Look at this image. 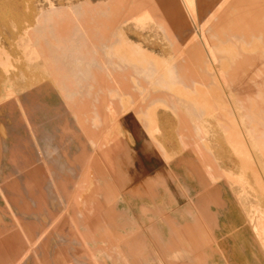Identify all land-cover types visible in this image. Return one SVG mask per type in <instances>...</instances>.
<instances>
[{
	"label": "rangeland",
	"instance_id": "1",
	"mask_svg": "<svg viewBox=\"0 0 264 264\" xmlns=\"http://www.w3.org/2000/svg\"><path fill=\"white\" fill-rule=\"evenodd\" d=\"M219 1L213 3L200 23L206 21L210 13L216 10ZM135 4L136 0H30L27 11H33L32 24L36 28L35 34L30 33L28 21H24L23 31L20 32L14 22L8 23L10 29L0 25L2 30L0 40L4 45L0 47V169L7 170L8 174L15 178L17 187L22 194L21 200H23L19 203L18 208L12 206V210L22 211L21 209L25 206L24 200L28 201L31 207L35 205L33 198L25 188L24 168L21 167L23 158L21 153H28L24 147V139L15 138L13 135V132L17 131L15 128H19L18 121L20 117L22 118L23 113L27 121L24 122L26 125H22L24 127H27L37 117L40 141L37 139L34 143L28 140L27 143L34 151V157L41 163L46 162L47 159L54 163L53 166L58 171L55 177L61 178L64 175H69L72 180L78 181L84 164H87L86 161H82L79 163V167L76 162L72 165L64 162L60 151L62 146L67 148L68 157L72 160L80 153L81 147L83 148V146L79 147L73 136L58 140L64 120H68V126L74 131L78 132L80 128L72 113L65 109L64 101L58 94V92L66 90L64 84L60 83V77L56 74L58 71L45 70V66L40 62L41 59L51 56L48 52L53 41L60 42L59 50L63 51L69 60H92L96 53L102 51L104 45L106 48L104 61L107 66L114 63L115 55H121L123 64L131 65V71L126 79L127 89L118 84L121 78L116 80L117 84L114 88L107 84L110 87L108 88L105 83L100 86L98 79L94 82L93 77H98V73L92 75L90 82L92 95H85L91 108L90 126H96L99 131L95 133V137L92 136L93 138L91 137L90 141L86 142V150L97 156L100 146L113 143L115 147V140H120L122 133L125 142L123 149L121 147L117 149L120 155L118 159L120 161L121 156L123 159L126 156L131 157L133 150L130 142L134 141L132 133L137 135L140 123L138 122L139 115L153 111L155 113L161 110L167 111L171 116L173 132L170 143L172 146L176 143L179 147L184 148L179 152L172 147V159L166 164L170 168V174L165 173L164 181L156 175L158 182L154 185V194L149 199L154 200L156 205H161L162 209L165 208L164 210L171 215L173 221H178L177 217L180 216V213L184 214L183 220L190 223L191 217H189L185 206H190L189 198L193 199L197 193H201L203 190V193L198 195L199 197L193 199L196 212L194 220L211 222V225H208L209 229L199 228L196 230L199 233V240H202L204 248H207L203 252L207 258L205 260L203 256L202 263L264 264V209H262L264 207V100L263 104L257 107L250 95L252 90L258 94L264 92V3L259 9L252 11L250 19H252L254 28L248 31V35L243 29L235 31V22L232 19L221 24L223 32H227L228 41L219 49L220 60L207 66L209 74L215 72L220 74L207 87L200 81L184 78L179 68L182 60L179 49L196 32L197 26L177 25L171 27L160 18L140 19L139 12L134 10ZM88 6L95 7V13L101 20L109 19L111 23L110 29L106 33L101 27L93 31L91 35L93 40L91 43H86L89 46L85 44V36L62 32L59 29V23L64 19L66 12L77 18ZM74 7L78 8L80 14L78 11L72 13ZM220 16H223V12L216 15L213 21L217 22ZM114 29H118V32L122 33V39L117 43L111 37ZM240 50L254 56L255 59L237 64L227 62V56L233 60L238 56ZM129 53L132 55L130 56ZM168 61L169 63H167ZM103 72L108 78L109 68L106 71L102 70V76ZM36 78H38V87L31 83ZM40 83L43 84V92H41ZM74 87L75 91L81 92L83 89V85ZM9 88L12 89V93H9ZM97 88H101V91L97 92ZM95 89L96 92H94ZM36 94L37 97L34 96ZM82 95V92H72V97L74 96L76 99L81 98ZM39 102H41V106ZM107 103H110L112 107ZM24 105H27L29 111L27 115ZM13 106L15 107L13 108ZM112 108L116 113L113 110L110 111ZM59 110H63V112ZM66 112L69 114L67 115ZM10 113L14 114L12 123H10ZM111 113L117 115L112 118ZM121 114L122 116L119 117ZM94 115L96 116L94 117ZM116 120L117 124L120 123L119 134L115 130ZM113 122L114 125H112ZM111 125L114 128H111ZM154 130L155 135H158L160 131L157 126ZM142 132L140 131L142 135H145ZM73 135L75 136V134ZM89 135L91 133L87 132L85 136ZM105 136L106 140L103 141ZM133 141L134 151L142 162L139 166L134 161L133 170H136L139 175L152 174L155 170L154 166H156L155 159L144 157L140 147L142 140ZM155 146V158L157 159L161 155L157 144ZM36 148L41 153H38ZM10 150L20 152L14 154L17 167H12L7 162ZM46 150L49 152H45ZM177 156L180 159L176 162ZM46 167H48L47 164L44 168ZM1 173L2 171L0 176ZM184 177L188 180L182 182ZM47 183V186L44 184V190L48 206L54 204L55 208L61 210L63 203H60L57 195L50 190V181ZM82 184V181L75 182L74 191L70 192L76 196L81 195L80 201L93 192L91 184L86 187H82ZM185 189L187 192L191 191L192 195H186ZM10 191L12 190L4 189L3 192L11 195ZM221 191L225 196L228 195V202H230L229 206L225 201L223 202L225 207L228 206L226 211L219 204ZM3 192L0 191V208H6ZM64 195L67 196L65 193ZM118 195L120 196L114 206L117 214L116 222L122 224V230L131 235L132 240L135 241L131 233L133 226L140 225V222L145 218H136L134 211L137 209L134 210L125 201L130 199V195L135 197L136 194L131 189L119 191ZM151 200L148 201L149 204L152 203ZM210 202L215 204L210 205L212 211L215 212L214 221L219 224L224 222L229 224L230 222L229 225L223 226H228V228L217 229L222 230L224 237H227L226 241L224 239L225 243L220 247L221 250L217 249L216 240L218 237L214 234L213 215L207 207ZM164 205L167 207L163 208ZM69 206L74 207V204L71 203ZM82 206L83 204L80 205V207ZM167 212L163 214L156 211L154 214H150L155 223L154 231L158 233V236L161 226L159 221H169L170 216ZM226 212L229 214V219L226 217ZM3 216L4 220L9 221L8 212ZM22 216L30 218L26 214H22ZM201 222L199 225H202ZM173 231L175 230L171 229V232ZM165 237L159 236V239L162 243L167 244ZM215 238L217 239L215 240ZM172 240L175 243L169 245L170 248L166 249L165 255L160 250L150 258L147 255L143 256L141 260V254L138 253L140 255L132 259V264H138V262L140 264L190 263V259H184V257L180 261L177 260L178 263L174 261L175 257L180 259L184 254L186 256L187 252L191 253L192 249L197 248L196 238L192 236L190 239H184L187 246L186 244L179 245V242L182 241L179 238ZM199 240L197 239V241ZM142 246L145 247V244L141 241L137 248ZM50 250L51 248H49V252ZM146 250H142V252L145 251L144 255ZM168 258L174 261H169ZM106 260L107 258H101L102 263ZM201 260H194L191 263L201 264ZM123 261V257L113 256L112 260L107 261V264ZM21 264H32V262L28 260L27 263L23 261Z\"/></svg>",
	"mask_w": 264,
	"mask_h": 264
},
{
	"label": "bare ground",
	"instance_id": "2",
	"mask_svg": "<svg viewBox=\"0 0 264 264\" xmlns=\"http://www.w3.org/2000/svg\"><path fill=\"white\" fill-rule=\"evenodd\" d=\"M216 1L219 0H136L134 6V10L140 14V19L160 18L171 27L177 25L183 27L197 26L196 32L179 49L182 59L179 68L184 78L191 81H200L205 87L215 81L220 75L219 72L209 74L207 66L220 60L219 49L228 41L227 32H223L221 24H225L228 19H232L235 22L234 30L243 29L248 35V31L254 28L252 19H250L251 13L255 9H259L264 3V0H221L216 10L210 13L209 18L200 23L208 9H211ZM29 2L30 0H0V25L3 28L10 29L8 23L10 21L14 22L20 32L23 31L24 21H28L30 33L35 34L36 28L32 24L33 11H27ZM94 8L86 7L77 18L66 12L64 19L59 23V29L62 32L85 36V44L91 43V40H93L91 35L96 28L101 27L106 33L111 25L109 19L101 21L99 15H96ZM77 11L79 13L78 8L74 7L72 13ZM220 12H223V16H220L217 22L213 21L214 17ZM257 27L259 28L260 26ZM1 31L0 29V34H2ZM3 46L0 40V47ZM253 59H255L254 56L242 50L239 51L238 56L233 60L228 56L226 57L227 62L232 64L246 63ZM130 71L131 69L123 70L124 76L118 83L126 89V79H128ZM116 74V69L109 68L106 86L107 84L113 88L116 86ZM37 80L38 78L32 80L31 83L36 84L38 83ZM9 93H12L11 88H9ZM250 95L257 107L263 104L264 92L263 94H258L255 90H252ZM24 109L29 114L25 105ZM112 110L115 112L113 108L110 111ZM113 114L111 113L112 118L117 115ZM121 116L122 114L119 117ZM116 123H118L117 120ZM112 125H114V122ZM112 125L111 128H114ZM118 125H115V127L118 128ZM32 126L33 124L28 128V137L23 141L28 153H21L23 155L21 167L24 168L25 188L31 198H33L35 205L31 207L28 201L24 200L25 206L20 215L8 213L9 217H11V222L4 220L3 215L7 212V207L0 209V264H21L23 261L27 263L28 260L32 264H107V261L112 260L113 256L123 257L124 261L111 264H132V259L137 258L142 250L146 249V246L138 249V243L136 240H132L131 235L127 232L122 233L117 229L120 223L116 222L117 214L114 206L118 198V192L122 191L121 188H118L117 181H122V185L126 187L129 186L127 182L125 183L127 177L122 175L119 164H117L118 156L120 158V155L115 150L114 144L100 146L97 156L93 152H87L86 147H81L80 154L75 156L73 160L68 157L67 148L62 146L60 151L65 160L64 162L71 165L76 162L79 165L80 162L86 161L87 164L85 167L83 166L82 177L80 176L78 181L72 180L69 175L58 178L55 177L58 171L54 168V163L48 161V159V162L43 161L41 163L34 157V151L27 143L28 140L33 142L35 136L38 135V131ZM177 130L179 131V127ZM17 137H20V135L17 134ZM64 138H66V132L61 136V139ZM104 140H106V136L105 138L103 137ZM36 150L41 153L38 148ZM45 152L49 151L46 150ZM17 153L20 152L12 151L11 153L10 162L12 167H17V160L14 156ZM39 155L41 156V154ZM46 164L48 167L44 168ZM38 172H41V174L37 176L36 173ZM49 181L50 190L57 195L60 203H63L61 210L55 208L54 204L48 206L44 184H48L47 182ZM79 181L83 182L82 187L90 184L93 187V192L81 201V195L76 196L70 193L74 191L75 182ZM16 182L15 178L7 172L2 178L0 190L2 192L4 189L7 191L12 190L10 191L12 192L11 195L6 193L7 195L4 194L3 197L18 208L19 203L23 202V200H21L22 194ZM64 193L67 194L66 197ZM71 203L74 204V214L67 227L62 228V221ZM81 204H83L82 207H80ZM22 214L32 215L33 218L30 220L28 217H23ZM202 247L204 248V243L199 240L197 248L191 251L193 261H200L203 257ZM49 248H51L50 252ZM163 250L165 251V249ZM102 257L107 258L104 263L101 262ZM201 264H204L202 260Z\"/></svg>",
	"mask_w": 264,
	"mask_h": 264
},
{
	"label": "crops",
	"instance_id": "3",
	"mask_svg": "<svg viewBox=\"0 0 264 264\" xmlns=\"http://www.w3.org/2000/svg\"><path fill=\"white\" fill-rule=\"evenodd\" d=\"M100 17H101V15H100ZM101 21H105V18H104V20L102 19ZM51 36L54 37L53 34H51ZM111 37L114 39L113 41L115 43H117V41H121L122 33L120 31L118 32V29H114V32L111 34ZM60 45L61 44L59 41H53V43L50 44V51L48 52L51 54V56L49 58L43 57L40 62L43 64V66H45V70L51 69V70H53V72L58 71V72H56V74L58 77H60V81H61L60 83L64 84L65 89H66L65 91L58 92V94H59L60 98L64 101L65 109H67V111L69 113H72V115L75 117V120L77 122V125H79L80 130H78V132H77V131H74L73 129H71L68 126V120L65 119L64 120L65 122L63 124L64 126H62L61 134L58 137V140H60L61 136L66 132V138L68 136H73L75 141L78 142L79 147L80 146L86 147V145H87L86 142L88 140L90 141L92 136L95 137L96 136L95 133L99 131V130H97L96 126H94V127L90 126L91 108H90V104L88 102V99L86 98V95H88V96L92 95L91 94L92 89L90 88V82L92 79V75L93 74L95 75L96 73H98V77H93V79H94V82L96 81V79H98L97 80L98 84L101 86V84H104V83L106 84V81H105L106 75L104 74V72H103L104 75L103 76L101 75L102 70L106 71L107 68L116 69L117 74L115 75V78H116V80H118L119 78L122 79L123 70L131 69V67H130L131 65L129 63L123 64V62H122L123 59H122L121 55H115L114 56V63H111L110 66H107L106 61H104L105 56H106V48L104 45L102 46L103 47L102 51L100 50L98 53H96V55L94 56V59H92V60H81V59L69 60L68 56L66 57V55H64V52L59 50L61 48ZM129 54H130V56L132 55L131 53H129ZM54 70H56V71H54ZM96 70H98V71H96ZM91 71H92V75H91ZM118 76H120V77H118ZM87 79H88V81H87ZM38 85H39V83H36L37 87H38ZM40 85H41V92H43V84L40 83ZM75 85H83V87H82L83 89L81 90L83 95L81 98L76 99L74 96L72 97V92L73 93H77V92L81 93L80 91L74 90ZM98 91H101V88L100 89L97 88V92ZM94 92H96V89ZM34 96L37 97V94ZM35 104H36V102H35ZM39 104L41 106V102H39ZM14 107L15 106H13V108ZM25 107H27V105H25ZM25 112L27 114L26 110H25ZM60 112H63V110H61ZM69 113H67V115ZM10 116H11L10 123H12V121L14 120L13 119L14 114L10 113ZM95 116L96 115H94V117ZM139 116H140V118L138 119V122H140V123L138 124L139 129L137 130V135L132 133L134 136V141L135 140L136 141L142 140V144L140 146L142 154L144 155V157H146V159H151V157H153L155 159V165H156V166H154L155 170L152 174L143 173L141 175L136 173L137 172L136 170H133L134 169V166H133L134 161H135V163L137 162L139 166H141L140 164L142 162L139 159V156L136 155V151H134V148H133L134 146L132 145L133 140H132L130 142L131 149L133 150L131 152V157L126 156V158H124V159L121 157L120 161H119V159L117 161V164H119V168L121 169L122 175L127 177V180L125 181V183L127 182V185L129 187L122 185V183H123L122 181L118 180L117 183H118V187H120L122 189V191H125V190L127 191L128 189H131L133 191V193L136 194L135 197H132L130 195V199H126L125 201H126V203L128 202V204H130L129 206L132 207L134 210L135 209L138 210V211L137 210L134 211V213L136 214V218H138V219H140V217L142 219L145 218L144 220H142V222H140L141 223L140 225L137 224V226H135V227L133 226V229L131 232L132 235L134 236V239L137 241V243L142 241V242H144V244L146 246L145 247L147 249L146 254L144 255L145 251L141 252V256H140V259H141L143 256H146V255H147V257L149 256V258H150V256H153L155 254V252H157V251L159 252L160 250L164 251L163 249H165V251H166L167 248H170L169 245H171L172 243H175V241L172 240L174 238H179L180 240H182L179 242V245L186 244L184 239H190L192 236H194L196 238V242H199V241H197V239L199 240L200 237H199L198 231H196V230H198L199 228L207 229L208 225H211V222L209 223V221H207V220L202 221V222L194 220V215L196 214V212H195V208H194L195 207L194 206L195 201L193 202V199L195 200L196 199L195 197L202 194L203 190L201 193H197L193 199L189 198L190 199L189 201L191 203L190 202H188V203L190 204V206L189 205L185 206V208L189 212V217H191L190 223L185 222L183 220L184 214H180V213H179L180 216L177 217L178 221L177 220L173 221L171 218V215L166 210H164L165 209L164 207H167V206L164 205L163 206L164 209H162L161 205H156V202L154 200L149 199L150 196H152L154 194V190H155L154 185L156 184V182H158V181H156V175L158 177H161L162 180L164 181L165 173H167L168 175L170 174V168L166 164L172 159V157H171L172 147L177 149V151H179V152H181L184 147H181V146L179 147V145L176 143H175V145L172 146V144L170 143L172 140V137H173L172 136L173 132H172V128H171L172 127L171 126V116L167 113V111L161 110V111H158L157 113H155L154 111L153 112H147L144 114H140ZM15 117H17V116H15ZM24 117H25V119H24ZM37 121L38 120L36 117V120L31 121L27 127L22 126V125H26V123H24V122H27L26 116L23 113L22 118L20 117L19 121H18L19 122V126H18L19 128H15V131L17 130L16 133L13 132V135H15V138H19V137H17V134H18V135H20V138L26 139V137H28V128H30L31 124H33L32 127L36 131H38V135L35 136V138L33 139V142L36 143L37 139H38V141H40V138H39V135H40L39 130L40 129L37 126ZM121 122H122V120H121ZM115 125H118V124L116 123ZM156 126H157L158 130L160 131L158 133V135H155L154 128H156ZM115 130L117 133L119 132L117 127ZM140 131L141 132L143 131L142 133H145V135H142L140 133ZM87 132L91 133V135H89L88 137L85 136ZM73 134H75V136ZM155 144H157L158 149L160 150L159 153L161 155V157L157 158V159L155 158V151H156ZM119 147H121V149H123V147H124V141H123L122 133H121L120 140H118V139L115 140L116 151ZM201 148H202V146H201ZM9 152H10V154L7 157V162L11 165L10 156H11L12 150H10ZM178 156H179V154H178ZM179 159H180V157L176 158L175 161L177 162V160H179ZM72 164H74V163H72ZM0 166H1V157H0ZM84 166H85V164H84ZM1 171H2V173L0 176V185L2 183L3 176L7 173V170H3V168L0 169V172ZM156 173H159V174H156ZM36 174L38 176L39 174H41V172H38ZM135 175H137V176H135ZM186 179L184 177L182 179V182H183V180H186ZM157 180H158V178H157ZM184 183L186 184L185 181H184ZM185 191H186V189H185ZM139 193H142V194H139ZM190 193H191V191L190 192L186 191V195L191 196L192 194H190ZM118 196H120V195H118ZM121 196L123 197V195H121ZM3 200L6 203V207H7L6 211L8 213L10 212V213H13L14 215L15 214L20 215L19 213H21V211L15 212L12 210L13 204L11 202H8L5 198H3ZM150 200L152 201L151 204H149V202H148ZM224 201L229 206L230 202H228V195L225 196L224 194H222V191H221V200H220L219 204L226 211V208H228V206L225 207V205L223 204ZM211 204H212V202H210L207 207L210 209L209 211H211L212 215H213V218H212L213 221L212 222H214L213 224L215 225L214 234H216V237H218V239L215 238V240L217 239L216 240L217 249L221 250L220 247H222V245L225 243L227 237H224V233L222 232V230H217V229H219V228L221 229L224 225H229L230 222H229V224H228V222L227 223L224 222V223L219 224L216 221H214L215 220V217H214L215 212L212 211V209L210 208ZM219 204L216 203V205H219ZM212 205H215V204H212ZM154 206H155V208H154ZM156 211H157V213L162 212L163 214L165 212H167L171 218L172 222L170 221V218H169V221L163 220V222H160L158 220L160 225L162 226V227L160 226L159 236H164V237L166 236L165 239L167 240L166 241L167 244L162 243L161 240L159 239L158 233H155V231H154L155 230V223H154V220L152 219V216L150 214L151 213L154 214ZM73 214H74L73 207H70L68 209L63 221H62V225H61L62 228L67 227V225L69 224ZM226 217L228 219L230 218L228 212H226ZM8 218H9L8 222H11L10 221L11 217H8ZM32 218H33V216L31 215L29 219L32 220ZM144 221H145V223H144ZM200 222L202 223V225L201 224L199 225ZM122 226L123 225L120 224V226H117V229L123 233L124 231L122 230ZM223 228H228V226H225ZM171 229H173L175 231L171 232ZM224 239H225V241H224ZM202 243H203V241H202ZM153 246L154 247L157 246V247L154 248ZM186 246H187V244H186ZM206 249L207 248L202 247L203 256L205 254L203 252ZM165 251H164V255H165ZM183 257H184V259H187V258L190 259V263H188V264H193V263H191V262H193L192 253H189V252H187L186 256L184 254V256L180 257V259L175 257L176 258L175 261L170 259V258H168V259H170L169 261L177 262V260H179V261L182 260ZM204 257L206 260L207 257L206 256H204ZM145 259H146V257H145ZM138 264H140V263L138 262Z\"/></svg>",
	"mask_w": 264,
	"mask_h": 264
}]
</instances>
